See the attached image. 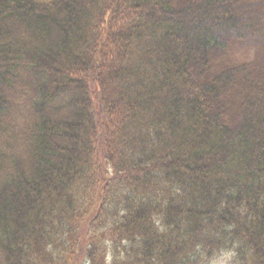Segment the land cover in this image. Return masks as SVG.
I'll return each instance as SVG.
<instances>
[{
  "label": "trees",
  "instance_id": "obj_1",
  "mask_svg": "<svg viewBox=\"0 0 264 264\" xmlns=\"http://www.w3.org/2000/svg\"><path fill=\"white\" fill-rule=\"evenodd\" d=\"M218 254L264 264V0H0V264Z\"/></svg>",
  "mask_w": 264,
  "mask_h": 264
},
{
  "label": "rangeland",
  "instance_id": "obj_2",
  "mask_svg": "<svg viewBox=\"0 0 264 264\" xmlns=\"http://www.w3.org/2000/svg\"><path fill=\"white\" fill-rule=\"evenodd\" d=\"M252 1H257V0H252ZM225 257H223L220 254H218L217 259L214 260V262L212 264H228L227 256H225ZM108 258H110V257L108 256Z\"/></svg>",
  "mask_w": 264,
  "mask_h": 264
}]
</instances>
